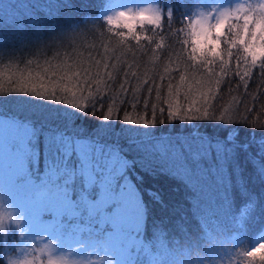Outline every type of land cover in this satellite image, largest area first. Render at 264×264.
Returning a JSON list of instances; mask_svg holds the SVG:
<instances>
[{
	"label": "trees",
	"instance_id": "obj_1",
	"mask_svg": "<svg viewBox=\"0 0 264 264\" xmlns=\"http://www.w3.org/2000/svg\"><path fill=\"white\" fill-rule=\"evenodd\" d=\"M114 1L0 0V116L57 138L137 148L121 155L144 204L145 243L161 250L156 264H261L248 253L264 231L263 1L245 0L223 33L211 26L203 54L194 19L237 0H157L159 23L131 30L110 23ZM199 141L221 144L222 163L196 148L184 152L186 174L154 151ZM211 165L227 190L221 222L204 208L207 196L218 205L206 188Z\"/></svg>",
	"mask_w": 264,
	"mask_h": 264
},
{
	"label": "rangeland",
	"instance_id": "obj_2",
	"mask_svg": "<svg viewBox=\"0 0 264 264\" xmlns=\"http://www.w3.org/2000/svg\"><path fill=\"white\" fill-rule=\"evenodd\" d=\"M210 7V13L200 12L194 19V25L206 20L209 34L212 27L216 32L214 25L221 18L226 16L227 24L244 11L246 3L218 1ZM121 12L129 14L133 26L156 25L161 19L157 0H116L109 20ZM139 12L155 14L158 21L141 20L136 15ZM30 127L16 116H0V251L7 264H156L161 250H152L145 243L144 204L126 176L127 164L121 155L137 148L119 151L98 141L66 135L57 138L47 127L34 131ZM41 129H46L44 140L48 144L43 160L51 161L47 164L40 163L36 146ZM163 145L158 144L154 151L170 155L171 163L186 174L191 172L184 166V152L197 148L205 154L207 149L211 163H222L225 158L219 143L199 141L198 147L182 144L173 148ZM53 153L61 158L52 161ZM211 166L214 172L208 178H216L206 188L214 189L218 205L207 196L204 208L221 222L229 211L224 194L227 190ZM65 169L67 175H63ZM261 245L264 233L253 250Z\"/></svg>",
	"mask_w": 264,
	"mask_h": 264
},
{
	"label": "snow or ice",
	"instance_id": "obj_3",
	"mask_svg": "<svg viewBox=\"0 0 264 264\" xmlns=\"http://www.w3.org/2000/svg\"><path fill=\"white\" fill-rule=\"evenodd\" d=\"M141 20H149L152 21L153 19H156L158 21V18L155 16V14H149L146 12H139L136 14ZM251 17H245V20H250ZM130 20V16L126 12H121L117 15L116 19H110V23L116 24L123 22L124 26L132 29L133 25L132 23H128ZM227 22V17H223L219 20V22L214 25L215 31L218 32L221 28L225 26ZM258 30L260 28V24H258ZM209 34V27L207 24V21L200 22L198 21L196 25H193V31H192V39L195 43L194 51L201 52L203 54V49L205 48V43L203 42L207 35ZM215 55H218L219 53H214ZM255 55V53H253ZM248 256L252 259H258L261 264H264V245H261L260 247L254 249L252 252L248 253Z\"/></svg>",
	"mask_w": 264,
	"mask_h": 264
},
{
	"label": "clouds",
	"instance_id": "obj_4",
	"mask_svg": "<svg viewBox=\"0 0 264 264\" xmlns=\"http://www.w3.org/2000/svg\"><path fill=\"white\" fill-rule=\"evenodd\" d=\"M128 23H131V21L129 20ZM223 28H221L217 33L219 34ZM262 39H264V35H262ZM259 51H264V47H262L261 49H259Z\"/></svg>",
	"mask_w": 264,
	"mask_h": 264
},
{
	"label": "bare ground",
	"instance_id": "obj_5",
	"mask_svg": "<svg viewBox=\"0 0 264 264\" xmlns=\"http://www.w3.org/2000/svg\"><path fill=\"white\" fill-rule=\"evenodd\" d=\"M115 1H116V0H115ZM115 1H114V2H115ZM114 2H113L112 4H114Z\"/></svg>",
	"mask_w": 264,
	"mask_h": 264
}]
</instances>
